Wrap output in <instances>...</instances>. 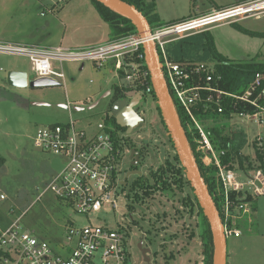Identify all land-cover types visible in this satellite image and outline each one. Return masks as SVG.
<instances>
[{"label":"rangeland","instance_id":"374dc122","mask_svg":"<svg viewBox=\"0 0 264 264\" xmlns=\"http://www.w3.org/2000/svg\"><path fill=\"white\" fill-rule=\"evenodd\" d=\"M153 1L157 2L161 20L166 25L193 17V14H202L203 11L205 14L210 10L215 11L216 0ZM220 1L233 2L217 0ZM239 25H217L211 30L216 50L232 62L251 60L257 56L259 61L264 62V13L260 18L246 19ZM241 28L258 35L250 36L243 33ZM107 31L108 25L102 21L91 0L0 1V41L77 47L79 43L85 45L89 39L103 37L97 42L105 41ZM63 36L65 40L62 42ZM1 68L4 71H0V154L6 164L0 170V187L9 197L8 202L0 208L5 219L3 224L19 220L24 229L50 240L57 248L59 243L65 241V226L69 221L79 226H85L88 222H85L86 217L75 214L70 206L47 190L54 175L63 169L65 161L51 153L41 152L34 146L33 137L40 128L65 124L71 119L80 127L91 130L87 124L95 126L106 119L111 114V104H114L112 94L102 93L99 87L113 90L118 79L109 76L107 69L95 70L88 62L83 71H78L76 65H67L63 86L25 89L9 85L6 77L11 71L21 70L33 79L31 62L27 58L0 56ZM106 77L108 82H105ZM89 98L92 103H85ZM35 101L49 104L34 105ZM96 102L100 104L90 109ZM59 104H67L68 107L64 109ZM157 105L160 108L159 102H154L149 95L145 96L135 108L143 121L131 132L125 130L129 136L127 144L130 155L132 150L142 153L137 165L133 164L137 160L135 157L131 159L132 155L124 163L121 193L123 196L126 194L127 200L120 202L116 215L110 212L93 214L91 219L111 227L119 223L129 228L132 232L130 251L133 254L130 264H203L204 249L194 194L199 198L176 146L173 148L171 145L162 122V112H158ZM75 106H81L84 110L76 111ZM236 120L249 125L252 137L258 134L260 128L256 120L240 117ZM110 127L114 128L113 124ZM260 132L264 136V123ZM176 154L185 173L179 176L167 167L169 160L173 166L180 168L174 161ZM132 165L136 168L133 169ZM161 168L168 171L163 181L154 185L153 175ZM180 178L181 189L176 188L175 184ZM145 179L156 187L139 204L135 200L136 194L130 193V189L139 180L140 186H143ZM41 196V200H38ZM188 201L194 204L190 209L186 206ZM256 201L258 222L254 228L250 227L251 232L241 238L227 240L226 264H264V196ZM128 205L135 206V211H130ZM141 243L142 249L149 250V260L140 251Z\"/></svg>","mask_w":264,"mask_h":264},{"label":"built area","instance_id":"2783aa9c","mask_svg":"<svg viewBox=\"0 0 264 264\" xmlns=\"http://www.w3.org/2000/svg\"><path fill=\"white\" fill-rule=\"evenodd\" d=\"M262 13L264 0H254L150 29L147 37L137 33L119 41L79 49L0 41V56L27 58L34 79L54 80L60 86L66 81L67 65L80 68L89 62L95 70L107 69L109 76L118 79L113 88L147 96L154 87L144 45L154 43L170 96L188 116L189 132L196 129L201 134L197 152L202 153L206 167L214 166L217 170V182L223 191L220 216L226 239L241 238L245 232L238 224L241 221L252 223V202L264 196V168L258 161V151L264 150V136L258 132L257 137L240 151L241 155L251 158L255 169L251 170L248 162L244 168L240 163L223 164L221 156L226 153L215 152L210 134L199 122L196 110L202 107L206 111L215 105L217 112L221 113L224 97L239 99L253 107L255 112L238 113L235 117L256 120L257 126L262 128L263 77L256 74L255 81L243 94L232 95L220 87L222 77L214 76L213 63L176 62L169 57L166 47L180 39L210 31L217 25L260 18ZM86 102L91 104L92 100L89 98ZM77 108L82 107L75 106ZM106 119L95 126L87 124L91 130L80 127L73 119L37 130L33 137L34 146L65 161L47 190L70 206L75 214L86 217L88 224L79 226L69 221L65 226V241L56 248L50 240L20 226L19 220L4 225V216L0 212V264H130L133 254L129 228L119 223L111 227L91 219L93 214L110 212L116 215L120 202L127 200L126 194L121 193V176L125 160L131 156L127 144L129 136L114 126L111 128ZM249 197L252 201L247 200ZM8 200L0 187V208Z\"/></svg>","mask_w":264,"mask_h":264},{"label":"trees","instance_id":"16d2710c","mask_svg":"<svg viewBox=\"0 0 264 264\" xmlns=\"http://www.w3.org/2000/svg\"><path fill=\"white\" fill-rule=\"evenodd\" d=\"M121 1H124L130 4L132 7H134L145 18V20L148 21L151 29H157L160 26L164 25V23L160 20L156 1L153 0H121ZM91 2L93 3L102 21L107 23L109 26L110 29L109 39H108L109 41H119L121 40V38L138 33L136 26L133 24L131 20L127 19L121 14L119 15L118 13L110 10L102 2H97L96 0H91ZM231 25L233 26L237 25L238 27L240 26L239 22H236ZM241 30L243 33H246L250 36L258 35L256 32L253 33L245 30L244 28H241ZM262 36H264V34ZM166 49L169 57L176 62L203 61V62L213 63L215 65L214 76L222 77V81L220 82V87L224 91L232 95L237 96L243 94L255 81L256 74L262 75L263 77L262 87H264V62L259 61L258 56L251 60L236 61V62L230 61L227 57L223 56L220 52H218V50H216L215 41L211 34V30L198 33L197 35L191 37L180 39L177 42L170 43L167 45ZM150 83L152 85L151 79H150ZM112 94H113L112 103H115L119 99H122V97L124 96L123 91H121L118 88H113ZM149 96L153 98L154 102L156 103L158 102V98L155 95L154 89L152 90V93L149 94ZM172 99L175 105L174 107L176 109V114L178 115L179 121L181 122L184 132L187 136L189 147L197 161L200 173H202L203 178L205 179L208 190L215 202L217 211H219L220 214H222L221 201L223 197V191L221 185H219L217 182V170L214 166L206 167L204 165L202 160V153L197 152L199 146L197 141H200V139L202 138L201 134H199L196 131V129H194L193 133L189 132L188 124H187L188 116L185 115L184 111L181 108H179L173 96ZM222 105L224 110L221 113L217 112L215 105H211L206 111H204L202 107H199V109L196 110V115L199 122L203 125L204 130L207 131L208 134H210V141L215 152L220 153L221 151H225L226 155L221 156V161L223 164L240 163L241 167L244 168L243 166L245 165L246 162H248L250 169L251 170L255 169V166L253 165L251 158L241 155L240 152L241 149H243L247 143L246 135L243 132L233 133L230 131V128L227 126V124L235 117V115H238V113L253 114L255 110L249 104L244 103L239 99L236 100L231 97H224L222 100ZM157 110L161 114L158 105H157ZM106 122L110 125L113 124V126L117 128V130L119 131L125 132V130H127L124 127L121 128L117 124L115 117H111V118L108 117L106 119ZM162 122L165 126L167 134H169L171 145L174 148L175 147L174 140L170 135V132L168 130L166 122L164 121L163 116H162ZM136 151L142 157V153L138 150ZM174 159H175L174 161L177 164H179L180 168L176 167V165L173 166L171 164L172 162H170L169 160L167 161V167L170 170L173 169L175 175L179 176L182 173H184L183 172L184 169L181 166L180 158L178 154L174 156ZM258 161L260 162L261 167L264 168V150L258 151ZM5 164H6V160L0 154V170L4 167ZM134 168L136 167H133V169ZM167 171H168L167 169L161 168L158 170V172H156V174L153 175L155 179L154 185H157L163 181V178L166 175ZM140 180L136 181L132 185V188L130 189L131 190L130 193L136 194L135 200L139 204L141 200H143V197L145 195L146 196L150 195L149 191L150 190L152 191L156 187L153 186L152 184H149L148 179L144 180L146 184L140 186ZM175 184L177 185L176 188L181 189L182 188L181 178L177 179L175 181ZM178 184H180V186H178ZM164 185H166L167 187L168 186L167 182H165ZM139 189L143 194L142 196L141 193L139 192ZM191 191L192 192L194 191L193 188H191ZM194 197L196 199L197 207L199 211L198 213L199 230H200V237L204 249L203 264H213L214 253H215L214 243H213V233L212 230L210 229V224L205 214V211L200 206L199 200L197 199L195 194ZM234 198H236V195H234ZM247 200L252 201L250 197L247 198ZM252 204H256V200L253 201ZM193 205L194 204L191 203L190 201H188V205L186 203V206L189 207V209L192 208ZM128 208L130 211L133 212L135 211V206L128 205ZM252 226H253L252 224L248 225L247 222H243V221H241L238 224V227L244 229V232L246 233L250 231L249 229Z\"/></svg>","mask_w":264,"mask_h":264},{"label":"water","instance_id":"95a60500","mask_svg":"<svg viewBox=\"0 0 264 264\" xmlns=\"http://www.w3.org/2000/svg\"><path fill=\"white\" fill-rule=\"evenodd\" d=\"M102 2L110 10L121 14L127 19L131 20L136 26L138 33L142 37H147L150 34V25L147 20L130 4L119 1V0H96ZM195 15L193 14V17ZM144 50L147 58V65L150 70L151 78L153 80V87L156 97L160 105L162 116H164L167 123L170 135L174 140L178 154L180 155L187 173L189 174L190 180L192 181L193 188L200 200L201 207L205 211L208 218L210 229L213 233L214 243V259L213 264H226L227 255V239L223 230V222L219 211H217L215 202L208 190L205 179L202 173H200L197 161L192 154L189 147L187 136L184 132L179 117L174 109L172 97L170 96L166 78L163 75L161 63L157 58V51L154 43H146ZM9 85L16 88H31V89H45L59 87L60 84L50 79H31L27 72L11 71L6 77ZM110 95V92H108ZM127 97L134 98L132 103L127 102L126 99L116 101L111 108V115L116 118L117 124L121 128H127L128 132H131L133 128L143 121V118L138 115L135 107L141 102L142 96L135 93L134 91L129 92ZM47 104V103H45ZM45 104H42L45 106ZM98 103L96 104V106ZM68 106H66L67 108ZM95 107V105H94ZM78 111H83L82 108H77ZM132 159L135 157L136 162L133 164L137 165L140 161V155L135 150L131 151ZM140 174V173H138ZM142 243L139 245L140 251L146 260H149L147 256L148 249H142Z\"/></svg>","mask_w":264,"mask_h":264},{"label":"crops","instance_id":"0c3cea01","mask_svg":"<svg viewBox=\"0 0 264 264\" xmlns=\"http://www.w3.org/2000/svg\"><path fill=\"white\" fill-rule=\"evenodd\" d=\"M233 2H225V3H222L223 1H220V2H217V0L215 1L214 3V9L213 10H216V8H227V7H232V6H235V5H239V4H245V3H250L251 0H232ZM157 3V2H156ZM160 8L158 6V13H159V17H160V20H161V13H160ZM204 12V11H203ZM201 12L202 14H205ZM210 12H212V10H210ZM202 14H197V15H202ZM207 14V13H206ZM195 14V16H197ZM191 17V16H190ZM189 18V17H188ZM184 20V19H182ZM162 21V20H161ZM107 24V23H106ZM171 24V23H169ZM108 25V24H107ZM109 33H110V29H109V26H108V31H107V37L105 39V41L101 42V43H104V42H107L109 41ZM106 34V33H105ZM91 38V37H90ZM101 39H103V37H101ZM100 38H96V39H89L87 43H85V45H81L80 43L77 44L76 46L77 47H67V48H74V49H79V48H82V47H88V46H94V45H100L101 43H98L97 41H101ZM63 40H65V36H63V38L61 39V41L63 42ZM19 43V42H18ZM27 44V43H26ZM31 44H34V45H38V44H35V43H31ZM41 46V45H40ZM50 47H58V46H50ZM63 47V46H62ZM86 67V65H83L82 67L78 68V71H83V69ZM93 67V66H92ZM94 68V67H93ZM3 69V68H1ZM4 70V69H3ZM16 71H21V70H16ZM2 72V71H1ZM22 72V71H21ZM105 82H108V79L107 77L105 78ZM99 90L103 93L105 92L106 95H109L108 92H110L111 94V91L113 90H108V89H105L104 87H99ZM104 95V96H106ZM48 102V101H47ZM46 103V102H45ZM43 103L42 101L40 102H37L35 101V103H33L34 105H41L43 106L42 104H45ZM98 103V105L100 104L99 102H96L95 104H93L92 106H90V109H93L94 108V105L96 106V104ZM49 104V103H47ZM60 107L62 108H66L67 104H59ZM76 111H78L77 109H75ZM239 117V116H238ZM238 117H234L228 124L227 126L230 128V131L233 132V133H238V132H243L246 137H247V145L249 143H251L255 137H257V135L255 137H252V134L250 132V129L248 128L249 125H246L245 123L241 122L240 120H236ZM261 129V128H260ZM260 129L258 130V132H260ZM261 133V132H260ZM263 135V133H261ZM245 147V146H244ZM254 206V207H253ZM256 207V208H255ZM252 208H253V215H252V227L254 228L258 222V202L256 201V204H252ZM5 220V219H4ZM3 223V222H2ZM252 231V229L250 230ZM249 231V232H250ZM246 232L243 234L245 235ZM242 235V236H243Z\"/></svg>","mask_w":264,"mask_h":264},{"label":"flooded vegetation","instance_id":"af4514ba","mask_svg":"<svg viewBox=\"0 0 264 264\" xmlns=\"http://www.w3.org/2000/svg\"><path fill=\"white\" fill-rule=\"evenodd\" d=\"M113 93V91H111V94ZM129 92H124V96L122 97V99H126L127 100V102H128V104L129 103H132L133 101H134V98H129V97H127V94H128ZM137 94H139V93H137ZM113 95V94H112ZM140 96H142L143 98H142V100L141 101H143L144 99H145V96L143 95V94H139ZM122 99H119L118 101H121ZM141 103V102H140ZM139 103V104H140ZM138 104V105H139ZM137 105V106H138ZM137 106L135 107V108H137ZM111 108H112V105H111ZM127 129V128H126Z\"/></svg>","mask_w":264,"mask_h":264}]
</instances>
